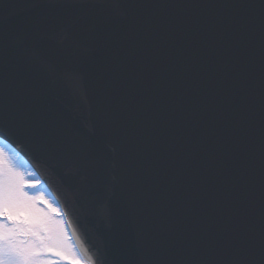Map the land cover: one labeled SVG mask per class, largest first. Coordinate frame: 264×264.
<instances>
[{"label": "snow or ice", "instance_id": "6c2138e0", "mask_svg": "<svg viewBox=\"0 0 264 264\" xmlns=\"http://www.w3.org/2000/svg\"><path fill=\"white\" fill-rule=\"evenodd\" d=\"M61 92L95 100L88 134ZM10 140L108 224L100 264H264V0H19L0 13ZM40 183L0 146V264H83Z\"/></svg>", "mask_w": 264, "mask_h": 264}, {"label": "water", "instance_id": "95a60500", "mask_svg": "<svg viewBox=\"0 0 264 264\" xmlns=\"http://www.w3.org/2000/svg\"><path fill=\"white\" fill-rule=\"evenodd\" d=\"M18 3L19 0H0V13L13 15ZM58 102L65 110L69 125L82 134H88V129L81 127L82 122L87 124L88 128H93L97 124L98 114L94 99L86 101L70 93L61 92ZM89 104H92V108H89ZM4 145L20 154L46 187L63 213L71 238L83 260L88 264H100L106 247L105 234L109 231V226L88 211L87 202L76 190L75 181L67 173V169L61 170L54 162L38 157L27 147L12 140L6 141ZM113 148L118 149V145L112 139H108L105 143V152ZM125 259L122 254L115 251L109 254L110 264H122Z\"/></svg>", "mask_w": 264, "mask_h": 264}, {"label": "rangeland", "instance_id": "374dc122", "mask_svg": "<svg viewBox=\"0 0 264 264\" xmlns=\"http://www.w3.org/2000/svg\"><path fill=\"white\" fill-rule=\"evenodd\" d=\"M0 146H2V145H0ZM25 171H28V172H31L32 174H33V178L34 179H36V180H38L39 181V179L35 176V174L25 165ZM38 191H40V192H43L44 194H45V197H46V199H48L54 206H56L55 205V203H54V201L47 195V193H46V191H45V188H44V186L43 185H41V183H40V186H39V188H38ZM57 207V206H56ZM58 220H59V228L60 229H63L64 230V232L70 237V234H69V231H68V228H67V226H66V223H65V221L63 220V218L62 217H60V218H57ZM68 244L70 245V246H73L74 248H75V246H74V244H73V242H72V239H71V237H70V240L68 241ZM76 249V248H75ZM81 258V257H80ZM82 260V259H81Z\"/></svg>", "mask_w": 264, "mask_h": 264}, {"label": "bare ground", "instance_id": "6f19581e", "mask_svg": "<svg viewBox=\"0 0 264 264\" xmlns=\"http://www.w3.org/2000/svg\"><path fill=\"white\" fill-rule=\"evenodd\" d=\"M83 264H88V263L84 261Z\"/></svg>", "mask_w": 264, "mask_h": 264}]
</instances>
